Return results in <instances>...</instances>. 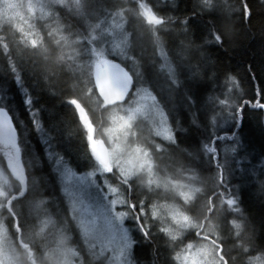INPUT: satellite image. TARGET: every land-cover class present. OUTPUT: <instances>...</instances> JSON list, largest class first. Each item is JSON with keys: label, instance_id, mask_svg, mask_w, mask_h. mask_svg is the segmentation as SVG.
<instances>
[{"label": "snow or ice", "instance_id": "obj_1", "mask_svg": "<svg viewBox=\"0 0 264 264\" xmlns=\"http://www.w3.org/2000/svg\"><path fill=\"white\" fill-rule=\"evenodd\" d=\"M252 13L249 0H0V264H137L142 243L153 264H264L240 198L248 180L264 194V154L242 134L246 112L264 129V78L249 65L242 86L208 52Z\"/></svg>", "mask_w": 264, "mask_h": 264}, {"label": "trees", "instance_id": "obj_2", "mask_svg": "<svg viewBox=\"0 0 264 264\" xmlns=\"http://www.w3.org/2000/svg\"><path fill=\"white\" fill-rule=\"evenodd\" d=\"M163 3V0H161ZM250 6L253 9L251 20L247 25H237V31L231 37L230 40L226 41L224 46L220 48L217 45H211L208 48L212 59L217 62L219 68H226L238 75V78L242 82V86H246L249 78L248 66L251 65L253 71L258 77L264 78V0H249ZM170 46L174 40L173 37L165 36ZM145 56L151 53L152 49L150 44L145 42ZM197 62L194 56L192 63ZM194 70V69H193ZM18 97L13 98V108L15 109V103H18ZM50 106H54V110L58 113L66 112L67 109L61 107L58 99L48 98ZM22 111V110H21ZM182 115L187 116L186 113L182 112ZM19 116V112H18ZM185 126L188 127L186 120ZM242 134L245 140V146L251 152L252 156L257 158L264 154V129L261 128L258 117L246 112V117L242 125ZM75 135L67 139V142L62 145L66 151H69L76 158L77 152L83 149V145L79 141L80 130L73 129ZM96 136L100 138L99 132ZM187 140L185 146L189 144L195 145L198 140L199 132L195 127H191L185 134L182 133ZM29 143L34 151H40L46 148L42 144L38 135H33ZM69 144L71 147H69ZM191 150V148L189 149ZM47 163H51L48 161ZM257 168L260 164L257 162ZM44 171H48L47 168ZM39 175V172H37ZM237 180H233V183H237ZM240 198L244 208L250 214L253 223L261 230L264 234V194L259 193L256 190L253 181L248 180L240 186ZM151 251L148 250H136L135 259L137 264H141L140 257L144 254H148Z\"/></svg>", "mask_w": 264, "mask_h": 264}, {"label": "bare ground", "instance_id": "obj_3", "mask_svg": "<svg viewBox=\"0 0 264 264\" xmlns=\"http://www.w3.org/2000/svg\"><path fill=\"white\" fill-rule=\"evenodd\" d=\"M143 248H146V244L143 245ZM154 259L155 257H154L153 252H150L148 254L142 255L139 260L141 264H153Z\"/></svg>", "mask_w": 264, "mask_h": 264}, {"label": "flooded vegetation", "instance_id": "obj_4", "mask_svg": "<svg viewBox=\"0 0 264 264\" xmlns=\"http://www.w3.org/2000/svg\"><path fill=\"white\" fill-rule=\"evenodd\" d=\"M146 244V249L148 250V248H149V250L152 252V250H151V246L150 245H148L147 243H142V244H140L138 247H137V249L141 246V245H145ZM136 249V250H137Z\"/></svg>", "mask_w": 264, "mask_h": 264}, {"label": "rangeland", "instance_id": "obj_5", "mask_svg": "<svg viewBox=\"0 0 264 264\" xmlns=\"http://www.w3.org/2000/svg\"><path fill=\"white\" fill-rule=\"evenodd\" d=\"M37 15H38V13H37ZM97 137V136H96ZM98 138V137H97ZM147 248V247H146ZM146 248H143V245H141L138 249H140V250H146L147 251V249Z\"/></svg>", "mask_w": 264, "mask_h": 264}]
</instances>
